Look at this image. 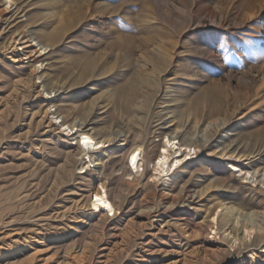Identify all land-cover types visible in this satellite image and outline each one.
Masks as SVG:
<instances>
[{
    "label": "rangeland",
    "instance_id": "374dc122",
    "mask_svg": "<svg viewBox=\"0 0 264 264\" xmlns=\"http://www.w3.org/2000/svg\"><path fill=\"white\" fill-rule=\"evenodd\" d=\"M56 109L111 134L88 170ZM163 195L189 201L150 215ZM262 199L264 0H0V264H264Z\"/></svg>",
    "mask_w": 264,
    "mask_h": 264
},
{
    "label": "bare ground",
    "instance_id": "6f19581e",
    "mask_svg": "<svg viewBox=\"0 0 264 264\" xmlns=\"http://www.w3.org/2000/svg\"><path fill=\"white\" fill-rule=\"evenodd\" d=\"M38 37L39 36L37 35V37L36 38L34 37V38L37 39ZM15 45H17V48H20V51H22L21 54H23V56L27 60H29L30 62H34L36 60L35 57L37 56V52L38 51L35 49V46L30 42V39L27 38L26 35L19 36L15 40ZM39 45H41V49H43L44 47H47V46L43 45L42 42H39ZM35 54H36V56H35ZM35 75H36V71H33L32 72V77L35 76ZM42 77H43V75H41L39 78L42 79ZM30 82H31V79H30ZM42 84H43V88L45 89V91H47L49 93L55 91V88L53 89V85H52L50 80L45 79L42 82ZM49 95H51V94H49ZM58 109H60V108H58ZM58 109H56V111H55V114H58L56 116V119H62V123H63L62 127L65 128L64 131L67 133L68 137H70L71 135H73V136L76 135L74 140H76V143L79 145L80 152H81V154L79 156H81V160L83 162L82 164H84L81 169L82 170H85V169L88 170V168L92 167V165L95 162L99 161L98 160L99 157L96 158L95 153L99 149H101L103 146H105L107 143H112V141H114V140H112L110 138L111 134L110 135L106 134V135H103V136L102 135L97 136V134L91 132V130L87 128L88 126L85 127L82 124L79 125L78 123H75L74 121H69L67 117H64L62 115L64 111L61 112V110H58ZM46 114L49 115L48 112H46ZM55 114H54V116H55ZM176 139L177 138L169 139V143H171V141H175ZM119 142H120V140H119ZM119 142H116V144L119 143ZM178 144H180V146L183 147V144H181V142H179ZM167 146H168V144H167ZM119 147H120L121 151H123V152L125 151L126 154L123 155V157L121 156L122 157V160H121L122 164L120 165V167H118L116 172H120L121 171L124 176L125 175L126 176H133L134 170L138 171L142 166L145 165L144 162H145V160H146V158H147V156L149 154L148 153V151H149L148 146H146L145 143H143L141 141H135L133 143H129L127 141V138H125L124 144L123 145H119ZM116 148H118V147L115 146V149ZM186 149L187 150L190 149V151H192V146L187 145ZM166 153H167V147L164 146L163 153L159 154L158 157L156 158V162H157L156 166H161L163 164V161H164L165 157H167ZM142 154H144L143 158H142ZM87 165H88V167H87ZM177 165H178V162L174 165V167H176ZM162 166H164V164ZM144 171H145V169H144ZM104 195L105 196L96 195L97 197H96V201L94 203L95 209L96 210H103V211H106V212L115 211L116 210L115 206L111 202V200L109 199V196L106 195V193ZM190 198H192V197H190ZM188 201H189V198L187 197V195L184 198L183 197L182 198H175V197H171V196L166 197L165 195H163L161 197V201L159 202L158 205L155 204L154 201H152V198L146 199L145 200V207L150 212L149 213L147 211L150 215L153 214V213H156V215L161 213V212H159L158 209L165 210L168 213L169 212L177 213V212L181 211L183 208H185V205H186V203ZM251 207L264 208V200L262 199L260 204H252V205L250 204L249 207H247V208H251ZM222 210L223 211H218L216 218H214V222L217 220V218L219 219V216H220L221 212L225 211L224 209H222ZM234 210L235 209L229 210V213H227L224 216V218H223L224 224H228L230 222L231 218L233 219V217H234L233 214L236 215ZM245 222L246 223H245L243 228L246 231V233L249 232V231H254V230L264 231V220L257 222L255 219L249 218ZM213 229H214V227H213ZM13 263H17V262H13ZM29 263H30V261H29Z\"/></svg>",
    "mask_w": 264,
    "mask_h": 264
}]
</instances>
